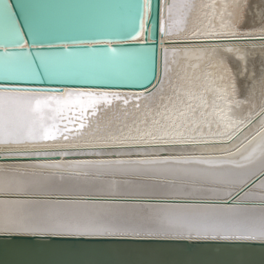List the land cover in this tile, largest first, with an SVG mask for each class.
<instances>
[{"label": "bare ground", "instance_id": "6f19581e", "mask_svg": "<svg viewBox=\"0 0 264 264\" xmlns=\"http://www.w3.org/2000/svg\"><path fill=\"white\" fill-rule=\"evenodd\" d=\"M191 2L194 6L187 13L183 25L185 31L162 36L163 48H167V41L212 38L193 37L192 31L204 30L211 25L220 30L222 6L231 0ZM173 3L177 5L174 18H179L180 5L185 0H162L163 19L167 20L166 9ZM213 3L216 5L215 15L211 7ZM239 3L241 7H230L223 15L224 21L237 26L236 40L264 37V0H239ZM245 3L247 8L243 7ZM228 12L232 15L229 16ZM164 56L165 51L161 81L164 80ZM167 58L168 79L164 94L171 95L170 89L182 92L190 88L202 93L206 102L204 109L196 111L193 127L197 139L207 142L230 140L229 134L233 138L264 111V41L233 42L222 50L180 48L173 55L167 53ZM115 102L108 110L98 111L96 117H91V121H99L101 131L105 133L109 130L106 127L109 121L123 119V109L126 108L130 114L127 118L129 125L132 114L136 112L133 102L128 105ZM201 111L205 113L203 117ZM220 116H226L239 127L226 129ZM111 130L119 134L114 126ZM83 131V136L66 133L69 140L50 142L51 146L40 151L64 155L69 154L67 151L95 148L89 145L100 133L95 127L91 129L92 135L87 134L89 129ZM23 150L15 145H0L2 157L32 159L0 163V183L13 189L0 192V234H29L20 230L23 224L45 227L64 224L106 225L115 229L112 235L87 237L191 236L194 239L200 230L201 236L223 239L225 234L237 235L264 227V179L242 194L237 200L240 205L236 206L86 200L95 197L227 200L264 172V115L251 123L232 143L175 148L169 150L174 156L168 158H158L153 155L154 151L137 150L117 151L118 158L112 161L68 162L53 161L48 156L44 157L46 155L16 154ZM132 153L141 154V157L133 159ZM5 201L20 203L5 204ZM204 229L208 231L204 232Z\"/></svg>", "mask_w": 264, "mask_h": 264}, {"label": "water", "instance_id": "95a60500", "mask_svg": "<svg viewBox=\"0 0 264 264\" xmlns=\"http://www.w3.org/2000/svg\"><path fill=\"white\" fill-rule=\"evenodd\" d=\"M5 0H0V6ZM12 9L15 25L0 11V66L7 67L9 58L65 57L75 62L66 69L68 75L51 81L13 80L8 73L0 72V88L63 89L82 86H98L101 90L120 92L124 99L133 98L128 104L137 103L141 93L155 91L161 81L162 58L159 31L162 16V0H149L151 11L144 37L129 43H114L109 49L97 45L95 55L74 37L102 34L117 36L127 34L138 27L137 13L142 11L144 0H7ZM142 19V15L140 16ZM29 42V49H21L15 43V30ZM41 33V48L32 47V34ZM130 39V38H129ZM238 38H203L167 41V53L175 54L180 48H205L222 50L233 42L264 41L236 40ZM240 39V38H239ZM73 47L65 49L61 45ZM54 45L49 47L48 45ZM114 49V51H113ZM175 50V51H173ZM147 59L150 80H143L141 71ZM51 66H55V63ZM154 77V78H152ZM123 102V99L115 103ZM264 115L259 114L254 121ZM253 121V122H254ZM251 122V123H253ZM241 129L232 139L190 145L197 148L209 144H229L251 125ZM172 148L154 151L158 158L174 156ZM143 150V149H139ZM117 151L135 152L137 149L95 147L54 153L53 161L91 162L117 160ZM152 151V150H150ZM100 152V154L98 153ZM131 158L141 154L132 153ZM32 160L29 157H2L0 163H18ZM264 179V172L227 200L142 199V198H89L91 202L151 203L170 205H240L238 198ZM139 199V200H135ZM0 264H264V241L240 239H189L153 237H87L39 234H0Z\"/></svg>", "mask_w": 264, "mask_h": 264}, {"label": "snow or ice", "instance_id": "6c2138e0", "mask_svg": "<svg viewBox=\"0 0 264 264\" xmlns=\"http://www.w3.org/2000/svg\"><path fill=\"white\" fill-rule=\"evenodd\" d=\"M191 0H185L180 5L181 13L179 18H174V10L177 5L171 4L166 10L167 20L161 19L159 31L163 35L180 34L185 31L183 25L187 18V13L193 8ZM247 3L243 5L247 8ZM213 15L216 14V5H211ZM230 7H241L239 0H231V3L225 2L220 12V30H216L215 25H211L204 30L195 29L192 31L193 37H212V38H236L238 36L235 30L237 26L231 21H224L223 15ZM5 18L13 26L15 19L12 15V9L7 0L0 6ZM151 11L149 0H144L142 11H138V27H132L127 34L109 36L94 34L90 36L74 37L80 40L77 47L83 46L95 55L97 45H104L111 49L114 43H129L141 40L145 35L146 25L149 23V14ZM142 15V19L140 16ZM231 16L232 13L228 12ZM243 19V16H241ZM171 21V23H169ZM41 33L32 34V47L41 48L44 44L41 42ZM15 43L21 49H29L30 44L21 36L20 30H15ZM130 38V39H129ZM264 39V37H261ZM53 47L54 45H48ZM65 49H71L72 44L65 43L61 45ZM114 51V49H113ZM175 51V50H173ZM231 51V49H229ZM55 63V66H51ZM75 62L72 56L65 57H38L35 60L29 57L9 58L8 66H0V72L8 73V77L13 80H43L51 81L68 75L67 67ZM168 58L167 49H165L163 81H157L155 91H150L147 95L144 93L135 97L137 103L133 105L136 112L132 114V122L129 125L127 118L130 115L127 109L121 111L123 119L109 121L106 127L109 129L106 133L101 131L99 121H91V117H96L98 111H105L114 104V101L122 99L120 92L101 90L98 86H82L63 89H45V88H19L4 87L0 88V145H15L22 147L19 155H50L40 149L47 148L50 142L58 140H69V135H85L84 129H89L88 135H92L91 129L95 127L100 133L93 137L94 143L90 147H108V148H127L143 149L145 151L166 150L169 148H181L194 144L207 143L195 137V128L197 109H204L206 102L202 93H196L190 88L178 92L176 89H170L171 95H165V82L168 79ZM150 67L147 59L141 71L143 80H150ZM154 78V77H152ZM235 91V84L232 85ZM220 91V89H217ZM182 96L184 98H182ZM195 101V102H194ZM124 105H128L127 99L123 100ZM225 103L229 101L225 100ZM201 117L205 115L200 112ZM225 122L226 129H237L239 125L230 121L226 116H220ZM115 127L118 130L112 131ZM229 139L232 135L229 134ZM7 184L0 183V192L12 191ZM21 191V189H16ZM7 203H20L19 201H5ZM20 230L29 234H54V235H112L115 229L106 225H64L57 224L54 227H45L38 225H20ZM195 237L212 238L215 236ZM207 232L208 229H204ZM189 239L193 238L191 236ZM225 240H264V227L257 231H248L237 235L225 234Z\"/></svg>", "mask_w": 264, "mask_h": 264}]
</instances>
